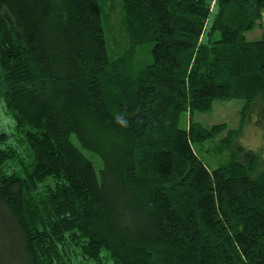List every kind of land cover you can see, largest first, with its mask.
Returning a JSON list of instances; mask_svg holds the SVG:
<instances>
[{
    "label": "trees",
    "instance_id": "16d2710c",
    "mask_svg": "<svg viewBox=\"0 0 264 264\" xmlns=\"http://www.w3.org/2000/svg\"><path fill=\"white\" fill-rule=\"evenodd\" d=\"M105 3L0 0V264H264V151L240 141L264 128V0H121L117 55ZM236 98L239 128L194 119Z\"/></svg>",
    "mask_w": 264,
    "mask_h": 264
},
{
    "label": "rangeland",
    "instance_id": "374dc122",
    "mask_svg": "<svg viewBox=\"0 0 264 264\" xmlns=\"http://www.w3.org/2000/svg\"><path fill=\"white\" fill-rule=\"evenodd\" d=\"M121 0H106V3L102 6V11L104 16L108 19L109 29H107V38L109 44V50L113 54H118L123 51L127 46V39L125 37V30L122 25V16H121ZM246 38L248 40H256L264 38V9L262 18L259 20L257 25L246 31ZM152 43L145 44L138 49L137 58H136V67L141 68L145 64L152 61L151 56V47ZM244 104V99L236 98L230 100H216L214 102L213 108L210 111H200L196 112L194 119L196 121L202 122L207 126H212L213 124L226 123L228 128H239L241 126V115L240 110ZM258 119L257 113L252 115L250 121H247L243 126V132L240 136V141L247 147L253 149H262L264 151V128L259 126L256 121ZM189 114L187 112L183 113L180 121L181 127H188L189 125ZM15 119L12 114L8 113L5 108V103L3 98L0 97V132H6L11 135L14 130ZM225 135V132H222L214 141L206 142L205 145L207 149H203L201 155L206 164L213 168L217 163L222 162L226 158V153L215 152L214 149L210 147H215L219 144L222 137ZM10 141H13V135L10 136ZM73 141L79 145L75 135L72 136ZM83 152L92 160L96 171L99 173L103 167V161L101 157L90 150L83 149ZM19 152L21 157L11 160L9 164L18 171L22 163L26 164L29 162L30 157L29 153L26 152V149L20 148ZM74 264H90L82 258V256L77 254L74 260Z\"/></svg>",
    "mask_w": 264,
    "mask_h": 264
}]
</instances>
